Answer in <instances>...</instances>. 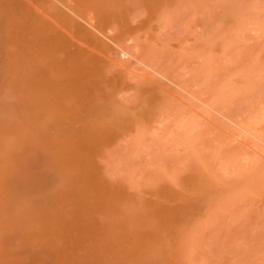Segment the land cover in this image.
I'll return each mask as SVG.
<instances>
[{
  "label": "rangeland",
  "instance_id": "rangeland-1",
  "mask_svg": "<svg viewBox=\"0 0 264 264\" xmlns=\"http://www.w3.org/2000/svg\"><path fill=\"white\" fill-rule=\"evenodd\" d=\"M0 264H264V0H0Z\"/></svg>",
  "mask_w": 264,
  "mask_h": 264
}]
</instances>
